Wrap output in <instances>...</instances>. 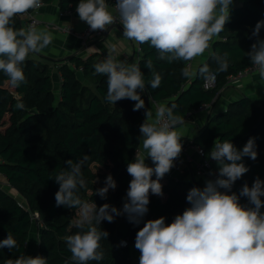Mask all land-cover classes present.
I'll return each mask as SVG.
<instances>
[{
    "label": "trees",
    "instance_id": "obj_1",
    "mask_svg": "<svg viewBox=\"0 0 264 264\" xmlns=\"http://www.w3.org/2000/svg\"><path fill=\"white\" fill-rule=\"evenodd\" d=\"M55 1L62 12L77 9L80 2L41 0L42 4ZM105 1L111 6L116 4V0ZM22 17L23 14L13 17L10 26L14 30L23 28ZM260 20H264V0H244L241 6L231 8L229 20L219 39L213 43V53L200 65L195 80L183 75L191 60L169 63L166 59L161 60L149 43L140 44L142 52L138 64L146 85L141 98L146 101L145 93L165 107L174 104V115L183 118L200 105L211 103L228 85L229 76L253 66L247 53L256 39L251 36L252 30ZM259 35L264 39V28ZM225 53L228 69L217 71L219 66L214 55L223 57ZM43 58L45 62L29 53L21 65L27 83L19 88H13L8 77L0 72V175L6 178L14 192L9 193L0 185V241L9 233L17 241L16 248L0 249V264L27 255L35 214L41 223L39 255L47 258V264H75L65 237L79 231L75 227L78 210L56 206L55 193L59 185L53 177L67 167L66 160L75 162L87 155L88 160L82 166L87 188L79 189L77 194L82 200L93 201L97 207L107 203L122 209L132 179L127 165L133 162L140 145L139 129L145 120L146 103L144 108L133 111L136 101L127 98L115 104L106 101L107 77L95 73V65L106 57L96 53L87 58L78 55L59 60ZM149 59L152 69L145 66ZM50 63L57 65L61 73L59 98ZM204 65L217 77L216 87L210 90L204 89L205 78L199 71ZM152 72L162 78L156 89L149 84ZM18 100L25 105L23 110L16 108ZM249 138H255L258 155L256 160L249 157L242 160L249 171L233 184L238 196L245 183L251 187L256 177L264 181V101L241 97L231 103L227 111L211 117L198 138L208 152L216 140H229L242 150ZM94 165L107 171L96 172ZM109 174L118 185L115 190H109L105 199L94 193L104 186ZM168 181L163 184L160 180L162 191L167 195L165 200L149 193V211L139 225L130 223L126 214L116 217L112 223L101 222V229L109 233L107 239L100 241L104 258L88 264H126L130 250L121 246L122 241L135 243L136 234L144 222L163 216L165 223L169 224L176 215L190 207L186 196L196 186L172 178ZM239 199L252 207L246 197ZM261 200L264 201V197Z\"/></svg>",
    "mask_w": 264,
    "mask_h": 264
},
{
    "label": "clouds",
    "instance_id": "obj_2",
    "mask_svg": "<svg viewBox=\"0 0 264 264\" xmlns=\"http://www.w3.org/2000/svg\"><path fill=\"white\" fill-rule=\"evenodd\" d=\"M231 4L232 0H116L115 9L125 38L138 45L149 43L161 60L171 63L202 55L212 38L224 29ZM42 6L41 0H0V72L8 77L13 88L27 83L21 65L29 53L41 52L54 37L51 32L38 31L35 27L14 30L10 24L13 17ZM76 11L92 31L105 30L115 21L105 0H80ZM262 28L264 20L258 21L252 30L251 36L256 39L247 55L264 79V39L259 35ZM115 50L116 46L112 45L107 57L95 65V73L107 77L105 99L115 104L127 98L136 101L133 111L140 110L145 107L141 98L146 89L144 75L139 64L117 61ZM214 59L219 66L217 71H227L226 53L223 57L214 55ZM145 66L152 69L150 59ZM199 71L206 80L214 78L207 65ZM183 75L190 77L192 73L184 69ZM161 79L158 73L152 72L150 87L158 88ZM15 106L20 110L25 107L19 100ZM175 108L174 104L161 105L155 118L150 110L145 111L139 131L146 156L136 152L134 162L127 165L132 179L122 209L107 203L97 207L93 201L82 200L77 194L79 189L87 188L82 173L87 155L75 162L66 160L67 167L53 177L59 185L56 206L78 210L75 227L79 231L65 237L75 264L103 260L100 241L107 239L109 233L101 229L102 221L112 223L116 217L126 214L130 223L139 225L149 211V193L163 195L160 180L182 152V135L175 129L183 124L184 118L174 115ZM257 155L255 138H249L242 150L229 140H216L208 153L218 166L216 179L206 180L203 188H191L186 196L190 207L176 215L171 224H166L163 216L144 222L134 245L140 252L139 264H264V213L260 211L264 207L261 200L264 181L256 177L251 187L247 183L243 185L239 196L228 194L233 184L249 171L243 158L256 160ZM146 158L151 159L154 167L146 165ZM116 187V181L109 174L104 186L94 194L106 199L109 190ZM240 197H246L252 207L241 205ZM5 247L10 250L17 247L11 233L0 241V249ZM5 264H47V258L20 255Z\"/></svg>",
    "mask_w": 264,
    "mask_h": 264
},
{
    "label": "crops",
    "instance_id": "obj_3",
    "mask_svg": "<svg viewBox=\"0 0 264 264\" xmlns=\"http://www.w3.org/2000/svg\"><path fill=\"white\" fill-rule=\"evenodd\" d=\"M243 2L244 0H232V4L229 6V11L233 7L241 6ZM42 5H43L42 7L34 11V13L36 14V16L40 21V25H38L36 29L38 31L46 30L48 32H51L54 38L52 42L41 52L31 53L33 58L42 59L43 61H44L43 56L55 60L65 59L73 55L83 56L84 58H87L90 55L96 53H100L103 57H107L109 49L111 48L112 45H115L116 50L114 56L117 61L124 60L127 61L128 63L138 64L142 52L141 47L136 42L131 41L123 36L124 29L122 24L118 23V24L109 25L106 35L103 38L101 39L92 38L87 43V45H84L82 40L78 36L72 34L70 31H66V29L69 30L71 29L73 31H82L88 26L86 22L80 20L76 9L69 12H62V10L59 7L58 1H55L50 4H42ZM107 6H108V10L113 14V16L119 18L115 6L113 5L111 6L108 4ZM22 19L24 20L23 28L27 30L26 27L27 20L24 17H22ZM219 37H220V33L212 38V40L210 41L209 48L202 55L192 59L187 64V69L192 73V75L190 76V80L196 79L200 65L212 55L213 43L217 39H219ZM50 65H51L50 72L54 79L55 91L58 94L57 96L59 98L60 96L59 93L62 84L61 73L59 72L57 65L53 63H50ZM144 96L146 99L145 101L146 110H150L152 112L153 118H155L157 108L163 104L157 103L151 97L145 95V93ZM244 96H247L257 101H264V79L260 77L258 71L247 74L244 77L239 78L233 82L230 83L228 82V85L219 93L218 96H216L215 102L210 109L198 112L197 114L194 115V118L192 120L186 122L184 121L182 125H177L176 130L179 131L182 135L181 138L182 145L185 143L194 142L195 144L201 146L200 143L198 142V138L201 136L203 130L208 125L211 117H213L218 113L227 111L231 103ZM136 152H141L146 156V152H144V150L142 149V138H140V145ZM206 152L208 154L210 151L209 152L206 151ZM192 155L194 156L196 162L200 160V157H198V155L195 152H192ZM135 156L133 162L135 160ZM145 163L149 167H154L153 162L151 161L150 158H146ZM94 166L96 172L107 171L105 168L101 167L100 165H94ZM214 167L218 168L217 164H215ZM154 177L156 178L155 174H153L152 176L153 180ZM169 178L182 181L185 183H191L199 188H203L205 186L206 180L212 179L209 176H205V177L195 176L193 173V169L191 168L185 170L184 173H175L173 167L162 178V183L167 184L169 182L168 181ZM3 179L5 180V184L9 185V183L7 182L4 176ZM96 184L98 185V180L96 181ZM116 184L118 185L117 181ZM9 187L10 188H7L8 190L6 189V191L9 193L13 192L10 185ZM110 190L113 191L112 189ZM161 197L165 200L167 198V195L163 192V195ZM125 199L126 197L124 198V201ZM260 211L261 213H264V207H262ZM31 239L32 238L30 237L28 249H30ZM38 243L39 242H37V249H38ZM134 245L135 243H130V242L128 243L127 246H122L121 244L122 247H128L130 250V256L126 264H139L140 252L138 249L135 248ZM32 249L29 250L30 253Z\"/></svg>",
    "mask_w": 264,
    "mask_h": 264
},
{
    "label": "built area",
    "instance_id": "obj_4",
    "mask_svg": "<svg viewBox=\"0 0 264 264\" xmlns=\"http://www.w3.org/2000/svg\"><path fill=\"white\" fill-rule=\"evenodd\" d=\"M35 10L36 9H34V11ZM34 11L33 12H26L23 14V17L26 18V20H27L26 21L27 29L29 27H35L36 28L38 25H40V21H39L38 17L36 16V14L34 13ZM118 23H120L119 18L115 17V21L113 24H118ZM107 29H108V26H107ZM107 29L92 31L90 29V26L88 25L82 31H73L71 29L70 30L66 29V31H70L72 34H75L76 36H78L82 40L84 45H87V43L92 38H96V39L103 38L106 35ZM256 71L257 70L254 66H250L246 70L240 71L236 75L229 76L228 82L229 83L233 82L239 78L244 77L247 74H250V73L256 72ZM213 76H214V78H212V79H209V80L205 79L204 80V82H203L204 89L210 90V89H213L216 87L217 77L215 74H213ZM215 99L211 103L202 104L197 109L190 111L187 114L186 118H184V121L185 122L190 121L194 118V115L197 114L198 112L210 109L212 107V105L214 104ZM192 152H195L198 155V157H200L199 161L196 162L194 156L192 155ZM215 164H217V163L208 157V154L203 147L195 144L194 142H191V143H185L182 145V152L179 155V157H177L174 160L173 168H174L175 173H184L185 170H187L188 168H191V169H193V173L195 176H197V177L209 176L210 178H212V180H214V179H216V177L218 175V168L214 167ZM221 191H225V190L221 189ZM232 193H234V186H232L231 192H229L228 194H232ZM239 203L241 205L247 207L240 199H239ZM36 215H38V214H36ZM36 215H35V218H36L35 221L36 220L38 221L39 216L36 217ZM124 242H126V243L123 244L122 246H127L128 242L127 241H124Z\"/></svg>",
    "mask_w": 264,
    "mask_h": 264
},
{
    "label": "rangeland",
    "instance_id": "obj_5",
    "mask_svg": "<svg viewBox=\"0 0 264 264\" xmlns=\"http://www.w3.org/2000/svg\"><path fill=\"white\" fill-rule=\"evenodd\" d=\"M57 94V93H56ZM58 95V94H57ZM102 167V166H101ZM0 185L3 189H7V188H10L8 184H5V180L3 179V176L0 175ZM8 190V189H7ZM18 199L20 201H24L21 197H18ZM23 203V202H22ZM36 215V214H35ZM36 217H38V215H36ZM40 231H41V224L36 220L34 222V225H33V229H32V233H31V245H30V249H32V246H33V249L31 251V253L29 252L30 249H28V252H27V255L28 256H32V257H35L37 255H39L38 253V249H37V242L40 240ZM36 245V247H35ZM29 246V245H28ZM41 256V255H39Z\"/></svg>",
    "mask_w": 264,
    "mask_h": 264
}]
</instances>
